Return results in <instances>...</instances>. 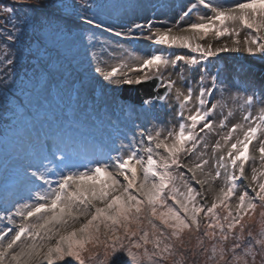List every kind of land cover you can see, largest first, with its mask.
I'll list each match as a JSON object with an SVG mask.
<instances>
[{"label": "snow or ice", "instance_id": "obj_1", "mask_svg": "<svg viewBox=\"0 0 264 264\" xmlns=\"http://www.w3.org/2000/svg\"><path fill=\"white\" fill-rule=\"evenodd\" d=\"M28 3L38 15L0 7V169L8 174L0 264H264V80L216 59L244 52L264 60V0H193L174 23L118 27L98 18L105 5L88 0ZM93 29L156 47L138 52ZM94 85L113 92L135 129L107 140L84 134L75 111ZM65 96L69 111L57 118L51 100ZM235 111L241 120L229 125ZM210 135L214 173L205 172ZM257 154L254 187L241 190ZM197 171L211 180L196 184L223 176L210 206L187 178ZM257 207L254 233L246 221Z\"/></svg>", "mask_w": 264, "mask_h": 264}, {"label": "rangeland", "instance_id": "obj_2", "mask_svg": "<svg viewBox=\"0 0 264 264\" xmlns=\"http://www.w3.org/2000/svg\"><path fill=\"white\" fill-rule=\"evenodd\" d=\"M104 0H101V3ZM48 0H41V3H47ZM72 3H75L76 0H71ZM89 3H91L88 0ZM105 7H102L98 9V18L103 21L106 24H113L114 26H119L121 23H128L130 21H137V22H143L145 19H149L150 17H155L157 21H161V19H165L166 22L174 23L178 18L180 14V9L182 6L187 5V0H171L165 1V0H105ZM93 3V2H92ZM186 3V4H185ZM159 5V8L158 7ZM5 5H11L13 7L17 8V15L18 13H22L25 15H30V17H33L35 15H38L39 10L30 11L29 10V3L28 0H23L22 3H14V0H0V7H3ZM109 5H126L128 7L124 8H117V7H108ZM181 5V6H180ZM118 12L119 19L116 21H113L117 15L115 14ZM152 14H154L152 16ZM191 19L193 21H196V17L192 16ZM238 27V25H237ZM74 31H79V29L74 28ZM93 31L96 32L97 36L100 38V40H108V41H115L119 40L120 44L125 47H132L135 48L138 52H144V51H150L152 49L149 48L148 42L145 40H136V41H129L124 40L118 37H114L109 33L103 32V30L98 31L96 29H93ZM241 36H243V32L241 33ZM227 40V38H224ZM213 38L210 36L206 41L203 43H208L209 41H212ZM135 42V43H134ZM97 44H99V40L96 41ZM174 51H182V50H176ZM94 51L97 52L98 55H107V53H103L101 48L97 47L94 49ZM166 52V49H164ZM219 58L223 61V65H227L229 67H242L245 71L243 75H246L248 78L254 80L258 85L259 83L264 80V60L257 59L256 57L249 56L247 53L244 52H226L221 53ZM79 61L82 63V67L79 68V71L82 73L84 69L88 67L86 63H83L84 57L83 55H79L77 57ZM90 59V54H89ZM217 59V58H216ZM194 75V74H193ZM175 79V77H173ZM97 94L94 96V94ZM113 92L109 89L105 91V89L101 88L99 85H94L90 88V90L80 98L79 100V107L76 108L75 115L76 118L81 120L82 123L87 120V118H97L98 121H103L102 116L105 113H108V108H110V114H114V109L112 108L114 104L111 102L113 97ZM118 97V93L116 94ZM86 100L88 102H92V104H87ZM67 103V107H65L63 104ZM73 104L76 102L73 101ZM51 109L50 111H53L54 114L57 116V118H62L60 116L61 112L67 113L69 111V101L67 99V96L64 97L62 101L57 100H51ZM105 110V111H101ZM88 111H91V113L88 115ZM255 112V110H254ZM161 120H164L165 122L171 118L170 115H164L163 113L157 114ZM219 114H217L218 117ZM241 120V113L240 111H235L232 118L229 119L228 123L229 125L236 123ZM144 123V121H143ZM96 124V122L94 123ZM12 139V136L10 134V140ZM217 137L215 135H210L208 137V155L205 157L206 159H209V165L205 167V172H213L215 169L211 168L212 164V145L215 143ZM226 151V149H225ZM221 153L217 152L216 156L218 157ZM195 159L194 157L189 158V165L191 163V160ZM12 166V156H9V168L11 169ZM256 167L257 171L259 172L261 170L260 163L258 160V154H257V160L255 163L249 162V164H246L245 166V176L246 179L239 181L238 183L242 186L241 190H243L244 187H247L251 189L254 187L251 183V176H252V168ZM179 171L186 172V168H181ZM8 175L3 172L2 169H0V185L3 184V181L5 179V176ZM187 178L195 184V187L199 190H202L206 195V200L204 201L208 206L211 205L213 197L217 194L220 185L223 183V176L220 180L215 181L214 184L210 185L209 183H203V184H196L195 180L200 181H210V176H205L201 172L197 171L195 179H192V173H187ZM258 179H264L258 177ZM171 203V201H169ZM235 203L236 200L233 198L232 204H231V210L235 211ZM5 215L2 209H0V216ZM253 222H256L255 218L252 219V221H246L247 224L253 227ZM2 227L4 226L2 223H0ZM79 226L78 224L76 225ZM186 235V234H185ZM188 237H185V240L187 241ZM195 244V240H192V245ZM189 245V246H192ZM121 259H124L121 257Z\"/></svg>", "mask_w": 264, "mask_h": 264}, {"label": "trees", "instance_id": "obj_3", "mask_svg": "<svg viewBox=\"0 0 264 264\" xmlns=\"http://www.w3.org/2000/svg\"><path fill=\"white\" fill-rule=\"evenodd\" d=\"M91 3H97L99 2V0H89ZM27 13H25L26 15ZM19 16H23L24 14L22 13H18ZM30 17V15H28ZM18 71H23L22 69H18ZM6 123L5 119L2 118V116H0V129H4L3 128V125ZM170 203V202H169ZM261 208L260 207H257L256 210H255V215L253 216V218H255L256 222L259 220V213L261 212ZM256 222H253V232L255 233L256 231H258V228H259V225L256 223ZM185 237H187V234L185 235ZM195 240V239H194Z\"/></svg>", "mask_w": 264, "mask_h": 264}, {"label": "water", "instance_id": "obj_4", "mask_svg": "<svg viewBox=\"0 0 264 264\" xmlns=\"http://www.w3.org/2000/svg\"><path fill=\"white\" fill-rule=\"evenodd\" d=\"M123 95H124V96H132V97H134V96H135V93H132V92H125Z\"/></svg>", "mask_w": 264, "mask_h": 264}]
</instances>
